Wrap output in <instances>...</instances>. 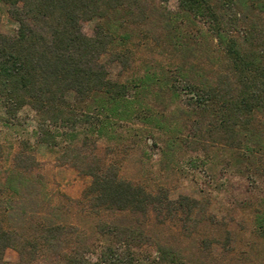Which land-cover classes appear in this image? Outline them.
<instances>
[{
    "label": "trees",
    "instance_id": "16d2710c",
    "mask_svg": "<svg viewBox=\"0 0 264 264\" xmlns=\"http://www.w3.org/2000/svg\"><path fill=\"white\" fill-rule=\"evenodd\" d=\"M155 1L0 0L17 24L13 34L0 30L1 106L10 115L26 106L34 110L40 140L59 149V163L91 177L80 201L98 214H120L97 221L101 243L72 224L37 222L25 231L11 223L22 188L37 176L38 160L24 140L4 167L0 144V264H10L4 258L8 247L19 253L17 264H183L165 244L146 262L135 249L153 244L150 217L164 223L185 213L196 223L202 202L171 198L164 186L125 178L97 152L98 140L112 138L126 119L151 121L140 96L152 75L113 78L102 58L109 55L124 71L133 67V49L122 42L128 35L120 32L129 24L180 30L179 13ZM177 1L193 23L202 24V36L216 41L218 52L210 73L178 68L156 80L195 116L191 136H181L180 143L203 151L216 145L236 149L251 163L248 170L264 177V0ZM93 19L98 21L88 35L82 21ZM261 227L264 232V218Z\"/></svg>",
    "mask_w": 264,
    "mask_h": 264
},
{
    "label": "rangeland",
    "instance_id": "374dc122",
    "mask_svg": "<svg viewBox=\"0 0 264 264\" xmlns=\"http://www.w3.org/2000/svg\"><path fill=\"white\" fill-rule=\"evenodd\" d=\"M155 4L179 13L180 30L174 32L170 24L161 29L149 24L147 31L129 24L120 32L128 35L122 42L133 49V67L124 71L119 63L109 62V55L102 58L109 64L113 78L152 75L147 90L140 96L151 110V121L126 119L112 138L98 140L97 152L119 166L123 177L149 188L164 186L171 198H196L204 209L196 223L185 213L164 223L150 217L147 225L153 244L136 248L135 253L146 262L156 255L159 244H165L175 248L183 264H264V177L248 170L251 163L236 149L216 145L203 151L180 143L181 136H191L190 125L195 116L180 97L156 81L166 71L177 73L178 68L192 73L212 72L218 55L216 41L202 36V24L193 23L180 11L177 0H156ZM0 15V30L13 34L17 24L2 2ZM97 21L83 20L82 30L92 35ZM261 135L264 138V130ZM24 140L34 148L37 176L22 188L14 203L11 223L25 231L37 222L72 224L101 243L95 237L97 221L120 214L89 211L80 199L91 177L59 163V149L40 140L34 110L26 106L10 115L0 104L4 167H9ZM4 258L17 264L20 255L8 247Z\"/></svg>",
    "mask_w": 264,
    "mask_h": 264
}]
</instances>
